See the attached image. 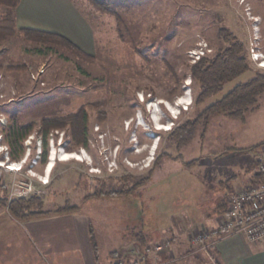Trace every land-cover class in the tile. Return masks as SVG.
<instances>
[{"label":"rangeland","instance_id":"obj_1","mask_svg":"<svg viewBox=\"0 0 264 264\" xmlns=\"http://www.w3.org/2000/svg\"><path fill=\"white\" fill-rule=\"evenodd\" d=\"M74 1L85 19L78 29L69 25L70 33L63 34L73 47L28 40L20 31L24 26L17 23V31L0 42V179L9 198L35 194L46 210L65 203L79 206V212L91 219L88 229L92 225L98 249H94L91 237L82 240L72 229L60 234L61 243L71 247L76 242L86 244L104 262L113 258L111 251L118 252L119 244L125 241V228L136 224L138 217L147 225L159 227L171 217L179 199L193 202L202 193L208 198L205 204L211 205L206 192L219 188L213 179L216 165L226 174L243 172L252 160L253 168L264 162V91L244 119L218 112L207 122L202 120L188 144L178 147L169 137L182 121L196 117L257 70L264 71L252 58L253 51L264 57V0H104L120 19L89 0ZM15 10L2 6L0 15L12 16L16 22ZM222 29L243 41L250 70L198 103L199 83L193 80L191 67L202 56H212L229 45ZM75 49L93 57L86 58ZM198 52L201 57L194 60ZM167 62L177 72L179 84ZM10 64L24 68L10 71ZM180 100L188 103L178 104ZM83 104H88L87 143L73 139L67 126L52 129L44 162L41 119L64 116ZM14 112L22 122L37 123L25 140L26 151L19 160L10 158L3 130ZM226 150L230 152L224 153ZM64 151L78 153L81 159L61 160ZM211 152H218L220 158L216 160ZM157 157L159 161H178L172 162L169 171L157 167L153 179L129 194L96 195L104 189H129L148 175ZM193 160L197 162L186 165ZM13 161H19L16 166L24 161L21 170L4 168ZM4 195L0 188V197ZM214 227L193 229L188 237L190 250L183 255L171 250L169 235L152 241L150 246L167 240L169 245L149 250L146 259L151 258V264H214L207 256L212 249H197L192 242V234ZM23 229L22 221L0 206V256L74 257L63 247L50 256L37 253L34 245L39 241L32 235L30 239ZM129 253L134 256L136 251ZM76 257V263L83 264L82 256Z\"/></svg>","mask_w":264,"mask_h":264},{"label":"crops","instance_id":"obj_2","mask_svg":"<svg viewBox=\"0 0 264 264\" xmlns=\"http://www.w3.org/2000/svg\"><path fill=\"white\" fill-rule=\"evenodd\" d=\"M35 11L38 12L37 16L33 15ZM15 18L19 27H33L64 35L70 33L69 25L78 29L79 24L85 19L74 0H21L16 7ZM213 153L211 152L216 160L220 158L218 152ZM175 161L178 159L165 158L161 167L169 171L172 162ZM258 177V168H253V160L243 172L236 173H220L216 165V177L213 179L218 183L219 188H216L215 192H206L207 195L210 194L211 205L205 204L208 198L202 193L203 195L193 202L186 200L182 202V199H179L176 210L164 224L160 222L159 227L147 225L144 218L142 221V218L138 217L139 220L134 221L136 224L131 228H125L123 235L125 241L119 244L118 252L113 253L111 260L106 259L104 262H100L99 257H95L91 247L86 244L79 245L76 242L71 247L68 243H61L60 234H66L67 232L64 231L69 229L74 231L76 237L90 240L88 226L91 219L87 214L73 212L22 221L26 235L29 238L32 235V238L39 241V244L34 245L37 253L50 256L63 247L67 253L72 251L74 257L63 258L65 259L63 261L60 257L52 256L47 258L0 256V264H77L78 254L82 256L80 260L83 264H143V247L139 243L142 240L141 236L146 237L147 242L150 243L169 235L171 250L176 254L178 252L179 255L186 254L185 252L190 250L188 242L190 232L202 225H218L226 216L230 195ZM132 251H136L134 256L129 253ZM209 254L207 256L214 260V264H264V240L250 241L242 234H230L221 238ZM145 261L148 264L153 262L149 257L145 258Z\"/></svg>","mask_w":264,"mask_h":264},{"label":"trees","instance_id":"obj_3","mask_svg":"<svg viewBox=\"0 0 264 264\" xmlns=\"http://www.w3.org/2000/svg\"><path fill=\"white\" fill-rule=\"evenodd\" d=\"M21 0H0V7H12L15 8L19 5ZM96 8L101 11L112 13L120 19L119 13L109 7L108 3L104 0H89ZM17 31L15 19L7 14L0 15V42H4L7 38ZM28 40L38 42L42 45L48 43H63L70 47H73V43L66 38L63 34L54 31H45L36 28H21ZM220 32L230 41L229 45L220 49L212 56H202L191 67V76L193 80L199 83V91L196 96V102H203L205 99L211 97L217 92L221 91L224 85L237 78L244 72L250 70V64L245 53V44L238 39L232 33H228L222 29ZM78 53L83 54L86 58H92L93 55L83 53L79 49H75ZM167 66L171 71L173 77L179 84V76L174 67L167 62ZM1 67V66H0ZM23 65L10 64L7 66V70H21ZM175 90L178 89V85L175 86ZM264 91V71L257 70L253 77L250 79L236 84L226 94L218 98L213 103L205 106L204 109L194 118H187L178 124L170 132V139L172 143H175L178 147L191 142L198 131L199 125L202 120L208 121V118L218 112L224 113L230 117L245 118V112L256 105L258 96ZM88 104H83L75 112H69L64 116H45L40 122V134L44 141V151L42 160L45 162L48 155V137L52 129L69 127L70 133L76 141L85 144L87 143L89 114L87 111ZM37 127V123L22 122L18 112H14L10 115V121L3 126L5 141L9 146V155L13 160H19L26 151L25 140L34 132ZM205 133V132H203ZM202 133V134H203ZM230 151V150H226ZM169 156L170 154L167 153ZM197 161V160H196ZM189 161L186 165H193L195 162ZM163 160H155L154 166L151 167L147 176L139 179L129 189H104L97 192L99 196H120L129 194L133 188L144 187L149 180L152 179L153 173L157 167H160ZM258 178L262 177L258 173ZM256 178V179H258ZM0 188L5 190L6 195L0 197V206L7 207L9 212L21 221H26L35 218H43L56 214H66L79 212V206L75 204L65 203L57 206L55 209H44L42 207L43 200L37 195H21L14 198H9L5 185L1 183ZM140 191V190H139ZM138 191V192H139ZM143 192V189L142 191ZM141 220L143 221V217ZM90 237L94 244V249H98L94 231L92 225L89 228ZM140 245L144 248L146 244H149L146 237L141 236ZM114 251L113 253H116Z\"/></svg>","mask_w":264,"mask_h":264},{"label":"built area","instance_id":"obj_4","mask_svg":"<svg viewBox=\"0 0 264 264\" xmlns=\"http://www.w3.org/2000/svg\"><path fill=\"white\" fill-rule=\"evenodd\" d=\"M195 54L194 60L201 57V53ZM252 54V58L258 65L264 67V57H259L257 51H253ZM14 163L19 161H13L4 168L11 171L21 170L23 161L19 165L20 168L16 169L11 167ZM258 173L262 177L249 182L230 195L226 216L217 227L215 226L212 230L203 228L192 234V242L198 245L197 249L205 251L214 249L221 238L234 233L242 234L250 241L264 240V162L260 164ZM168 245V240L166 243H156L153 246L148 244L143 248V258H146L149 250H160Z\"/></svg>","mask_w":264,"mask_h":264},{"label":"bare ground","instance_id":"obj_5","mask_svg":"<svg viewBox=\"0 0 264 264\" xmlns=\"http://www.w3.org/2000/svg\"><path fill=\"white\" fill-rule=\"evenodd\" d=\"M181 103H188V102H187V101H182V100H180L178 104H181ZM162 128H163V126H162ZM61 155H62L61 158H60L61 160H67V159H71V158H78V159H81V157L78 156V153H75V152L64 151V152L61 153ZM56 158H57V157H56ZM53 159H54V157H53ZM16 164H18V163H14V165L11 166V167H13L14 169H16V168H20V166L17 167ZM20 164H21V163H20ZM20 164H19V165H20ZM50 164H51V162H50ZM45 182H48V181H45Z\"/></svg>","mask_w":264,"mask_h":264},{"label":"clouds","instance_id":"obj_6","mask_svg":"<svg viewBox=\"0 0 264 264\" xmlns=\"http://www.w3.org/2000/svg\"><path fill=\"white\" fill-rule=\"evenodd\" d=\"M168 109L170 110L171 108H170V107H168ZM171 113H172V111H171ZM24 161H25V160H24ZM24 161H23V162H24Z\"/></svg>","mask_w":264,"mask_h":264}]
</instances>
